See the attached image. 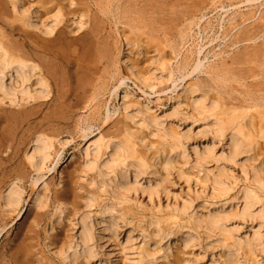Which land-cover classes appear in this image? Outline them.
Masks as SVG:
<instances>
[{"label": "rangeland", "instance_id": "obj_1", "mask_svg": "<svg viewBox=\"0 0 264 264\" xmlns=\"http://www.w3.org/2000/svg\"><path fill=\"white\" fill-rule=\"evenodd\" d=\"M82 2L85 3V0ZM83 3L81 6H77V1L71 5L70 0H22L23 12L15 13L11 0H0V15L2 14L0 28L8 36L9 42L25 40L31 44L32 37H26L27 34L30 35L31 29L29 26L25 27L30 14L37 13L40 20L47 22L55 11L61 10L64 15L60 28L64 33L70 32L74 29L71 27L72 24L87 19V17L81 19L75 15L77 8L85 7ZM243 8L248 9V7ZM212 12L213 9L207 11L213 19L207 14L202 26L204 23L208 24L209 17L215 20V17L218 19L221 15H226L227 21L230 17L233 18V11H230L232 13H228L229 15L222 11ZM88 14L92 16L93 12ZM108 23L106 21V32L111 33L109 41L113 47L109 58L99 61V55L95 49L84 50V43H86L84 39L68 41L71 40L70 37L74 36L72 34L68 35L66 41L67 43L74 42L72 46L76 47L80 44L76 54L72 53L73 49L71 48H68L69 52L66 50V54L69 58L75 57L76 59L70 64V69H74L76 64L80 65L79 69H84L81 77L88 79V81L86 80L87 84L88 82L92 83L88 84L89 86L86 85L84 89H78L76 92L70 91L71 87L68 86L63 91L66 93L65 96L61 93V98H57L59 89L57 88V91L54 86V94L44 101L45 104H48H43L41 108L36 107L37 102L33 99L12 104L9 98H4L0 93V230H4L0 235V253L8 254L15 248L17 240L27 235L31 239V258L34 264L41 261L39 264H143L148 258L155 259V264H226L225 258L228 249H234L233 251L236 252L230 264H234L236 261H239V264H264V255L257 249L245 248L246 246L242 248L236 242V236L232 232L224 233L208 228V216L217 211H224L238 222L237 214L242 209V193L254 186L252 169L264 179V140L258 138L248 159L239 160L237 164L220 163L215 159L204 157L202 152L212 137V133L208 132V126L213 130L216 128L215 123L208 120V114L198 113L194 109L192 99H190L194 96L192 90L182 92L179 89L173 93V83L167 82L165 75L167 69L177 67V63L183 58L181 56L185 55L184 53L187 52L190 45L185 48L181 45L179 47L182 50L180 56L176 57V60L174 57V61H170L173 55H170L169 48L163 47L161 41L153 39L148 34L143 36L144 33L139 31H137L138 33L134 32L136 36L132 32L127 35L131 38L120 39L116 34V26L111 28ZM66 25L71 27L70 30ZM226 26L228 27V25ZM125 28L127 27L124 24L120 26L121 34ZM84 31L85 29L82 30V32ZM195 31H198L197 28ZM207 33L204 34V43L206 42V44H208ZM121 40L125 53L123 60L120 61ZM77 54L79 55L76 56ZM125 61H128L142 78H146L148 83L157 84L153 92L134 80ZM163 62L165 63L164 70H159ZM106 68L112 71L110 72ZM65 71V74H68L66 69ZM110 74H114V79L110 77ZM121 78H130L126 80V84L120 91L121 97L125 93L128 94L124 101L129 108L128 111L120 109L122 100L120 97L112 95L114 85L117 87ZM250 79L245 81L246 83L244 82L246 85L231 81L232 85L229 83V86L226 84L216 91H211L208 90V85L212 84L209 82L208 75L198 73L180 84L186 86L191 82L197 83L202 80L200 82L205 84L202 83L203 85L195 90V95L207 97L206 100H216L221 107L227 106L224 109L227 112L231 110L230 107L248 109L247 106L252 103V100L248 102L250 96L246 97L247 95L242 93L244 92L242 89L246 91L252 89L254 93L257 90L254 84L258 83V80ZM34 84L35 80L32 81V87ZM248 85L254 86L253 88L250 86L248 90L246 88ZM140 87L142 89H139ZM95 88L100 92L98 91L99 95L93 98L95 97L93 94ZM67 90L69 91L67 92ZM143 90L148 94H145ZM219 91L220 93H218ZM258 95L259 93L253 95L257 101L260 100ZM62 98L63 100H61ZM59 99L63 105L59 104ZM259 103L264 106V100H260ZM58 105L59 107H57ZM62 107L64 108L61 109ZM228 108L229 110H226ZM108 111L113 115V118L104 123ZM248 111V129L251 126L250 130H253L252 133L257 135L258 113L254 109H248ZM27 112H31V114H27ZM22 114L24 115L22 116ZM253 117H256L257 121ZM50 119L51 121H49ZM21 120L22 122H20ZM87 121L92 124V127L94 126L92 128L94 135L100 133V136L104 138L118 140L127 131L135 135L138 155L145 156L144 158L149 161L148 164L151 167V175L154 173L153 178H158L160 189L157 193L150 194L137 188L116 200L112 197L108 183L98 176L97 171H84V158L80 149L85 141L81 138L82 133L79 126L82 123L86 126ZM252 123L255 125V129L254 126L252 127ZM38 125L43 127L41 129L49 128L52 131V136L55 134L54 138L67 137L70 143L62 154L63 164L59 170L43 173L45 183L38 190L42 197L41 206H34L32 203L28 206L26 201L29 202V196L32 194V182L37 174L29 165H26L25 153L30 146L29 137H31L32 131L38 128ZM32 126L34 130H32ZM179 139L182 141V147L187 150L184 154L186 156L184 157L181 154L182 151L179 150L176 152L177 154L175 153L177 157L173 153L172 168L169 172H165L162 167L171 156V150L175 147L174 142ZM103 153L102 151L101 155ZM219 154L221 153L219 152ZM242 164H244L245 171H242ZM21 175V179H15V182L21 186L24 192L23 201L20 209L10 210L6 208L2 197L11 179ZM154 179L152 184L156 185ZM214 179L223 180L224 184H214ZM141 183L146 185V177L144 180L142 179ZM1 188L3 189L1 190ZM107 207L113 209L115 216L120 220L119 226L115 230L102 228V219L106 214ZM82 221L90 222L89 224L94 229L96 240L99 243L96 259L88 261L80 258L71 262L64 261L60 252H66L70 244L78 238ZM250 224L247 221L240 223L241 236L251 232L252 225ZM185 228H191L197 235L196 242L187 247L184 246L183 240ZM143 231L147 233L146 238L141 235ZM130 233L133 235L128 238ZM101 238L103 242H100Z\"/></svg>", "mask_w": 264, "mask_h": 264}, {"label": "bare ground", "instance_id": "obj_2", "mask_svg": "<svg viewBox=\"0 0 264 264\" xmlns=\"http://www.w3.org/2000/svg\"><path fill=\"white\" fill-rule=\"evenodd\" d=\"M75 1L78 3L77 6H81V3H83L82 0H70V4L73 5ZM263 1L264 0H227L226 2L225 0H85V3H83L85 7L77 8V13H74L81 19L87 17L86 21L80 20L72 24V26L69 25L72 28L74 27V29L70 32L66 31L65 33L60 28L64 15H62L61 10L55 11L47 22L40 20L37 13H32L29 16L28 22L25 24L26 28L29 26L31 29V32H29L30 35H26V37H32L31 44L27 43L25 40L22 42L17 40L13 43L9 42L7 39L8 36L5 35L0 28V93H2L4 98H9L12 104H19V102L33 99L37 102L36 107L41 108L43 104H48H45L44 101L48 100L52 94H54L53 89L55 87L57 91L59 89V95H56L57 98H61V93L65 96L66 93L63 91L64 88L68 86L71 87L70 91L73 90L76 92L78 89H84L86 85L89 86L88 84H92L89 82L87 84L86 80L88 81V79L81 77L84 69H79L81 68L79 64H76L74 67L75 70L70 69V64L76 59L75 57H71L74 59L69 58L68 54H66V50L71 48L73 49L72 53L76 54L80 44L76 47L72 46L74 42L67 43L66 41L69 37L68 35L72 34L74 36L72 38L70 37L71 40L68 41L84 39L86 41V43H84V50L89 51L92 48L95 49L99 55V61L109 58L113 47L109 41L111 33L106 32V21L109 22L108 24L111 28H113L114 25L116 26V34L120 39L123 37H130L127 36L129 35L128 33L132 34L133 32L134 34V32L139 31L142 34L144 33L143 36L148 34L153 39L161 41L163 47L169 48L170 55H173L170 61H174V57L176 60V57L180 56L182 50H180L179 47L181 45L184 48L190 45V48L184 53L185 55L181 56L183 58L180 62L178 61L177 67L166 70V81L173 83V93L179 89L182 92L192 90L194 96L190 99H192L194 109L198 113L208 114V120L215 123L216 128L213 130L208 126V132L212 133V137L208 141V146H206L202 152L203 156L208 157V159H215L220 163L231 162L237 164L239 160L248 159L252 148L258 142V138L264 140V106L262 103H259L260 100H264ZM218 3L220 5H217ZM11 4L15 13L23 12L22 0H11ZM243 7H248V9L245 10L246 8L244 9ZM212 9V13H214V11H222V13L227 15H229L228 13H232L230 11H233V18L230 17L227 21L225 18L226 15H221L218 19L215 17V20H212L213 18L207 13V11H212ZM89 12H93V15L90 16V14H88ZM207 14L212 19L209 17L208 24L205 25L204 23V26H202L201 24L207 18ZM123 24L127 28L123 29V33L121 34L122 29L120 30V26ZM226 25H228V27ZM67 28L70 30L69 27ZM196 28L198 31H195ZM83 29H85L84 32H82ZM56 33L57 35H55ZM206 33L208 34L206 35L208 44H206V42L204 43V34ZM134 35L136 36V34ZM132 42L134 41L132 40ZM148 44L150 45V43ZM210 46L214 47L212 48ZM158 48L160 49V47ZM120 50L121 61L125 53L123 42ZM69 51L70 50H68V52ZM69 55L71 56V53ZM78 55L79 54L76 56ZM125 62L134 80L153 92L157 84L148 83L145 80L146 78H142L128 61ZM164 62L161 64L159 70H164ZM207 63L208 65H206ZM109 68L111 69V67ZM65 69L68 74H65ZM198 73H206L208 75L210 80L208 81L212 83L208 85V90L211 91H216L226 84L229 86V83L232 85L233 83L231 81L240 82L241 85H244L246 83L245 81L249 78L258 80V83L256 82L257 84H254L256 85L255 88H257L256 92L253 93L252 89H248L250 86L253 88L254 85L245 86L249 91L242 89L244 90L242 93L247 95L246 97L250 96L248 102L252 100V103H249L247 108L254 109L258 113L259 122H256L258 123V129L256 130L257 135L252 133L253 130H250L251 126H249L250 128L248 129V109H238L239 107H237V109L234 107L233 109L230 107L231 110L225 112L224 109L227 106L221 107L216 100H206L207 97L195 95V90L204 83L200 82L202 80L196 81L197 83L191 82L186 86L180 84V82ZM113 75L114 74H110L112 79H114ZM127 79L130 78H121L118 81L119 85H117V87L114 85V90L112 92V95L118 98L120 97V100H122L120 109L122 108L125 111L129 109L127 104H125L126 102L124 103L128 94L125 93L121 97L120 91L126 84ZM33 80H35V84L32 87L31 84ZM139 89L142 88L140 87ZM68 91L69 90H67V92ZM98 91L99 89L96 90L95 88L93 92L95 97L93 98L99 95L100 91ZM144 93L148 94L145 91ZM218 93H220V91ZM242 93L240 92V94ZM258 93L260 100L257 101L254 99L253 95ZM242 96L244 97V95ZM61 100H63V98ZM61 100L59 99V104L62 103ZM179 100H181V98H179ZM245 101L247 102V100ZM57 107H59V105ZM63 108L64 107L61 109ZM226 110H229V108ZM28 113L31 114V112H27V114ZM24 114H22V116ZM112 118L113 115L108 111L104 123L109 122ZM22 120L20 122H22ZM49 121H51V119ZM255 121L257 120L255 119ZM253 123L252 127L254 126L253 128L255 129ZM33 126H35V124ZM41 127L38 125V128L35 130L33 127L32 130L34 131H32L31 137H29L30 146L25 153L26 165H29L37 174L33 182L30 180L32 182V194L29 196L30 199L28 198L29 202L26 201L28 206L30 203L34 206H41L42 197L39 195L38 190L40 186L45 183L43 173L45 171L51 173L59 170L63 164L62 154L70 143L67 137L58 136L54 138L55 134L52 136V131L49 130V128L41 129ZM93 127L89 122L86 126L84 123L79 126L82 133L81 138L85 141L80 149L84 158V171H97L98 176L102 177L108 183L111 188L112 197L116 200L121 199L123 196H126L128 192L137 188L147 191L150 194L157 193L160 189L158 178H153L154 173L151 175V167H149V161L144 158L145 156L138 155L134 140L135 135L127 131L122 138L112 140V138L109 139L100 136V133L94 135L92 132ZM179 135L181 136V134ZM57 145L58 148L56 149ZM174 146L175 147L171 150L170 158L166 161L165 166L162 167L165 172H169L170 168H172L171 158L173 157V153L175 154L179 150L182 151L181 154H183L184 157L186 156L184 154H186L187 150L182 147L183 145L180 139L174 142ZM102 151L104 153L101 155ZM219 152L221 154H219ZM196 153L198 154L197 151ZM242 171H245L244 164H242ZM252 176L254 186L244 190L242 193V209L237 214V218L240 221L238 220V222H236L232 216H229L224 211H217L208 216V228L224 233L232 232L236 236V242L242 248L246 246L245 248L250 247L251 249H257L259 250L258 252L264 255V179L254 169H252ZM21 177L22 175L14 178L12 177L13 179L9 182L7 190L2 197V200L5 201L6 208L10 210H17L22 204L24 192L21 186L15 182V179L20 180ZM145 177L146 185L141 183L142 179L144 180ZM153 179L156 185L152 184ZM214 184L223 185L224 182L223 180L214 179ZM2 189L3 188H1V190ZM119 221L120 220L115 216L114 210L108 208L102 219V228L106 230H115L119 226ZM246 221L248 224L249 222L251 223L252 229L249 234L241 236L240 223ZM235 222L239 225L236 226L237 224ZM89 223L87 221H82V223H80L81 227L78 238L70 244L66 252H60L64 257V261L71 262L80 258L87 259L88 261L96 259L99 243L96 240L94 229ZM3 231L0 230V235ZM132 235L133 234L130 233L128 238H131ZM141 235L143 238L147 237V233L144 231L143 233L141 232ZM183 240L184 246L187 247L196 242L197 235L191 228H185ZM30 241L31 239L27 235L19 238L16 242V246H14L15 248H11L12 250H10L8 254L0 253V264H6V262L7 264H34L31 258L32 247ZM101 241L102 238L100 239V242ZM233 250H227L226 258L224 257L226 259V264H230L232 258L235 257L236 252ZM143 264H155V259L148 258ZM234 264H239V261H236Z\"/></svg>", "mask_w": 264, "mask_h": 264}]
</instances>
